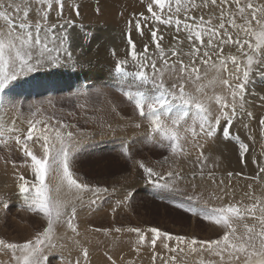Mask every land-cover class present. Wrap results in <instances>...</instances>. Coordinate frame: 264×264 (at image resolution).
Returning <instances> with one entry per match:
<instances>
[{
    "label": "rangeland",
    "instance_id": "obj_1",
    "mask_svg": "<svg viewBox=\"0 0 264 264\" xmlns=\"http://www.w3.org/2000/svg\"><path fill=\"white\" fill-rule=\"evenodd\" d=\"M49 1L0 0V264H264V166L244 176L215 160L204 171L217 149H189L229 124L232 149L221 151L239 162L264 129V0H238L222 21L249 37L233 54L219 31L228 58L182 29L200 37L216 21L189 0ZM232 100L250 110L249 128L223 117ZM109 108L119 118L100 115Z\"/></svg>",
    "mask_w": 264,
    "mask_h": 264
},
{
    "label": "bare ground",
    "instance_id": "obj_2",
    "mask_svg": "<svg viewBox=\"0 0 264 264\" xmlns=\"http://www.w3.org/2000/svg\"><path fill=\"white\" fill-rule=\"evenodd\" d=\"M51 1V0H50ZM49 1V2H50ZM107 1V0H106ZM109 1V0H108ZM111 1V0H110ZM123 1V0H122ZM128 1V0H127ZM156 1V0H155ZM159 1V0H158ZM102 2H103V0H102ZM114 2V1H113ZM132 2V1H131ZM142 2V1H141ZM161 2V1H160ZM189 2H191L193 5L192 6H194V7H190V8H192V9H189L191 12H196L197 14H198V16H200V14H203V15H210V14H213V16L216 18L215 20V24H213V26H210V30H208V31H206V30H204L203 31V33L200 35V37H199V35H198V32H199V30L198 29H195V31H196V36H194L193 35V33H192V31H191V28L187 25V23H185V24H183V25H180L181 27H182V29L184 30V31H186L187 32V34H188V36H190V37H193V38H195V40H196V42L197 41H199V42H204V41H206V46L208 47V49H210V50H212V52L211 53H217V57L219 58V57H221V58H228V57H231V55L230 56H225V54H227L226 52H218L217 50L220 48V43H219V41L221 40H219V35L222 33V32H224V33H226V34H228V35H232V42H233V46H232V50H233V54H235V53H237L239 50H241V49H245V48H247V46L249 45V37L248 36H246V32H244V31H242L241 30V28H236V24L234 25L235 27H233V23L231 22V20H230V22H229V20L227 21V25L226 26H223L222 27V21H224V20H226V17L228 16V13H230V11H231V9L232 8H236V7H238V6H236L237 5V3L239 4V1L238 0H189ZM117 3V2H116ZM129 3V2H128ZM137 4H139L140 3V1H139V3L138 2H136ZM143 3V2H142ZM146 3V2H145ZM150 3V2H149ZM158 3V2H157ZM82 4V3H81ZM126 4V3H125ZM133 4V3H132ZM148 4V3H147ZM83 5V4H82ZM87 5V4H86ZM104 5V4H103ZM110 5V4H109ZM122 5V4H121ZM124 5V4H123ZM145 5V4H144ZM152 5V4H151ZM157 5H159V4H157ZM156 5V6H157ZM164 5V4H163ZM169 5V4H168ZM174 5V4H173ZM108 6V5H107ZM130 6V5H129ZM133 6H134V4H133ZM153 6V5H152ZM160 6V5H159ZM118 7V6H117ZM116 7V8H117ZM125 7V6H124ZM135 7V6H134ZM41 8V7H40ZM86 8V7H85ZM109 8V7H108ZM123 8V7H122ZM135 8H137V7H135ZM141 8V7H140ZM164 8V7H163ZM166 8V7H165ZM103 9V8H102ZM107 9V8H106ZM111 10H112V7L110 8ZM114 9V8H113ZM121 9V8H120ZM129 9V8H128ZM148 9V8H147ZM154 9H156V7H154ZM157 9H158V6H157ZM162 9V8H161ZM179 9V8H178ZM104 10V9H103ZM115 10V9H114ZM113 10V11H114ZM119 10V9H118ZM130 10V9H129ZM132 10H133V8H132ZM131 10V11H132ZM134 10H136V9H134ZM133 10V11H134ZM160 10V9H159ZM179 10H181V9H179ZM239 10V9H238ZM121 11V10H120ZM158 11V10H157ZM81 12V11H80ZM92 12V11H91ZM118 12V11H117ZM124 12V11H123ZM126 12V11H125ZM135 12V11H134ZM154 12V11H153ZM185 12V11H184ZM183 12V13H184ZM200 12V13H199ZM96 13V12H95ZM137 13H138V11H137ZM154 13H156V12H154ZM164 13V12H163ZM168 13V12H167ZM171 13V12H170ZM190 13V12H189ZM82 14V13H81ZM86 14H88V13H86ZM93 14V13H92ZM102 14H105V13H102ZM106 14H109V13H106ZM118 14V13H117ZM116 14V15H117ZM160 14V13H159ZM192 14L193 13H191V16H192ZM91 15V14H90ZM89 15V16H90ZM100 15V14H99ZM144 15H145V13H144ZM155 15V14H154ZM167 15V14H166ZM98 16V15H97ZM103 16V15H102ZM102 16H100V17H102ZM107 16V15H106ZM105 16V17H106ZM153 16V15H152ZM194 16V15H193ZM195 16H197V15H195ZM81 17V16H80ZM95 17V16H94ZM111 17V16H110ZM150 17V16H149ZM155 16H153V18H154ZM186 17V16H185ZM189 17V16H188ZM230 17V16H229ZM73 18V17H72ZM155 18H158L157 16L155 17ZM154 18V19H155ZM165 18V17H164ZM169 18V17H168ZM175 18V17H174ZM192 18V17H191ZM198 18V17H197ZM1 19V18H0ZM81 19V18H80ZM103 19V18H102ZM106 19V18H105ZM173 19V18H172ZM188 19V18H187ZM204 19V18H203ZM74 20V19H73ZM72 20V21H73ZM117 20V19H116ZM181 20H182V18H181ZM75 21V20H74ZM150 21H152V20H150ZM160 19H159V23H160ZM173 21V20H172ZM198 21V20H197ZM204 21V20H203ZM259 20H257L256 22H257V25H259L260 24V22H258ZM108 22V21H107ZM110 22V21H109ZM199 22V21H198ZM205 22V21H204ZM256 22H255V24H254V26H256ZM111 23V22H110ZM154 23V22H153ZM156 23H158V22H156ZM162 23H163V21H162ZM196 23V22H195ZM180 24V23H179ZM199 24V23H198ZM74 25V24H73ZM82 25V24H81ZM151 25V24H150ZM197 25V24H196ZM200 25V24H199ZM198 25V26H199ZM202 25V24H201ZM146 26V25H145ZM176 26V25H175ZM179 26V25H178ZM77 27V26H76ZM169 27H171V26H169ZM74 29V28H73ZM165 29H166V27H165ZM41 30V29H40ZM79 30V29H78ZM171 29H169V31H170ZM80 31V30H79ZM78 31V32H79ZM219 31H221V33H219ZM179 32V31H178ZM176 33V32H175ZM174 33V34H175ZM77 34V33H76ZM104 34V33H103ZM248 34V33H247ZM78 36H79V34H77ZM96 35V34H95ZM115 35V34H114ZM208 35H212V38H209V37H207ZM94 36V35H93ZM104 36H106L105 34H104ZM104 36H101V38L102 37H104ZM112 36H113V33H112ZM123 36H124V34H123ZM167 36V35H166ZM169 36H171V35H169ZM76 37V36H75ZM108 37H109V35H108ZM114 38H115V36H113ZM117 37V36H116ZM155 37V36H154ZM68 38V37H67ZM105 38V37H104ZM96 39V38H95ZM106 39V38H105ZM111 39H113L112 37H111ZM118 39V38H117ZM68 40H70V39H68ZM102 40V39H101ZM104 40V39H103ZM110 40V39H109ZM189 40V39H188ZM219 40V41H218ZM71 41V40H70ZM82 41V40H81ZM106 41V40H105ZM104 41V43H106ZM108 41V40H107ZM122 41V40H121ZM170 41V40H169ZM66 42V41H65ZM114 42V41H113ZM226 42H228V41H226ZM93 43V42H92ZM109 42H107V44H108ZM170 43V42H169ZM72 44V43H71ZM113 44H115V43H113ZM117 44H119V41H118V43ZM224 44V43H223ZM120 45H123V44H120ZM125 45V44H124ZM123 45V46H124ZM134 45V44H133ZM133 45H131V46H124V47H117V49L119 48H124V49H128V50H130V51H132L133 50V52L134 51H136V53L138 52L134 47H132ZM167 45H168V43H167ZM232 45V44H231ZM65 46V45H64ZM69 46H70V44H69ZM82 46V45H81ZM115 46V45H114ZM170 46V45H169ZM223 46V45H222ZM224 46H226L225 44H224ZM223 46V47H224ZM61 47V46H60ZM65 47H68V46H65ZM72 46H70V48H71ZM196 47V46H195ZM69 48V49H70ZM108 48H109V46H108ZM226 48V47H225ZM229 48V47H228ZM61 49V48H60ZM79 49H81V48H79ZM113 49V48H112ZM116 49V50H117ZM208 49H206V50H208ZM263 49V48H262ZM65 50V49H64ZM74 50H75V48H74ZM105 50H108L107 49V47L105 48ZM195 50V52H193L194 54H197V53H199V51L200 50H196V49H194ZM228 50V49H227ZM264 50V49H263ZM61 51H63V50H61ZM69 51V50H68ZM81 51V50H80ZM103 51V50H102ZM119 51V50H118ZM221 51V50H220ZM67 52V51H66ZM65 52V53H66ZM78 52V51H77ZM120 52V51H119ZM132 52V53H133ZM47 53V52H46ZM80 53V52H79ZM102 53V52H101ZM116 53H117V51H116ZM121 53V52H120ZM119 53V55H121V56H123L124 57V55L123 54H120ZM205 53V52H204ZM211 53H209V54H207L205 57H207L208 59H207V62H212L213 60H217L218 58L216 57V58H213V56L214 55H211ZM263 53V52H262ZM73 55V54H72ZM130 55V54H129ZM140 55V54H139ZM146 55V54H145ZM144 55V56H145ZM151 55V54H150ZM174 55H176V56H178V57H182V55L180 54V53H175ZM70 56V55H69ZM69 56H68V58H69ZM131 56V55H130ZM149 56V55H148ZM184 56H185V54H184ZM235 56V55H234ZM73 57V56H72ZM74 57H75V55H74ZM74 57H73V59H74ZM106 57V56H105ZM127 57V59L128 58H131V57H129L128 55L126 56ZM51 58V57H50ZM61 58V57H60ZM164 58V57H163ZM261 58H262V56H261ZM62 59V58H61ZM70 59V58H69ZM68 59V60H69ZM88 59V58H87ZM108 59V58H107ZM51 60V59H50ZM63 60V59H62ZM89 60V59H88ZM103 60V59H102ZM101 60V61H102ZM105 60V59H104ZM163 60V59H162ZM219 60V59H218ZM263 61H264V58L262 59ZM182 64L181 65H184L185 66V64H184V60H179ZM195 60H193V62L191 63V65H192V67L194 68V69H198V65H199V63H197V62H194ZM230 61H232V60H230ZM235 61V60H234ZM66 62H67V60H66ZM104 62V61H103ZM112 62V61H111ZM110 62V63H111ZM166 62V61H165ZM55 63V62H54ZM57 63V62H56ZM55 63V64H56ZM78 63V62H77ZM228 63V62H227ZM169 64V63H168ZM187 64H189V61L187 62ZM211 64V63H210ZM58 65V64H57ZM101 65H103L104 67L106 66V65H108V64H106V62L104 63V64H101ZM112 65H114V63L112 64ZM156 65H158V64H156ZM160 66H161V64H160ZM159 66V67H160ZM177 66V65H176ZM179 66V65H178ZM232 66V65H231ZM264 66V65H263ZM117 67V66H116ZM155 67V66H154ZM156 67H158V66H156ZM169 67V66H168ZM173 67V66H172ZM183 67V66H182ZM203 67V66H202ZM161 68H162V66H161ZM160 68V69H161ZM164 68V67H163ZM171 69H173V68H171L170 67V72H171ZM200 69V68H199ZM162 70V69H161ZM183 70H184V68H183ZM206 70V69H205ZM204 70V71H205ZM237 70V69H236ZM239 70V69H238ZM264 70V69H263ZM159 71V70H158ZM169 71V70H168ZM176 71V70H175ZM98 70L96 69V71H95V73H94V76H95V78H94V80H96L97 78H98ZM182 72H184V71H182ZM157 73H159V72H157ZM173 73V72H172ZM185 73V72H184ZM183 73V74H184ZM230 73V72H229ZM91 74H92V72H91ZM169 74V73H168ZM241 74V73H240ZM243 74V73H242ZM176 75H178V74H176ZM185 75V74H184ZM92 77H93V75H91ZM158 76V75H157ZM166 76H167V74H166ZM171 76H174V75H171ZM170 75L168 76V77H171ZM182 76V75H181ZM180 76V77H181ZM224 76V75H223ZM233 76V75H232ZM240 76V75H239ZM254 76V75H253ZM263 76V75H262ZM159 77H161V76H159ZM163 77V76H162ZM189 77V76H188ZM190 77H191V75H190ZM236 77V76H235ZM184 77L182 76V79H183ZM254 78V77H253ZM164 79V78H163ZM179 79V78H178ZM181 79V81H182V83H183V80ZM185 79V78H184ZM234 79V78H233ZM237 79V78H236ZM260 79H261V77H260ZM207 80V79H206ZM259 80V78L257 79V82L259 83V85H261L260 87H261V90H264V82H260V81H258ZM185 81V80H184ZM208 81H209V83L211 82L210 81V79H208ZM252 81V80H251ZM207 82V81H206ZM231 82V81H230ZM230 82H228V83H230ZM233 82V81H232ZM237 82V81H236ZM235 82V84H237ZM238 82H240V81H238ZM245 82V81H244ZM208 83V84H209ZM219 83V82H218ZM250 83V82H249ZM252 83V82H251ZM254 83V82H253ZM256 83V82H255ZM180 84H181V82H180ZM184 84V83H183ZM235 84L232 86V85H230L231 87H232V90H233V94H231V98L232 99H234L235 98V100H236V96H238L239 95V93H240V86H239V84H237L238 86H235ZM241 84V83H240ZM242 84H244V83H242ZM205 85V84H204ZM207 85V84H206ZM181 86H183L182 84H181ZM199 86V85H198ZM203 86V85H202ZM229 86V87H230ZM250 86V85H249ZM252 86V85H251ZM257 86V85H256ZM256 86H254L255 88H257ZM180 87V86H179ZM197 87V86H196ZM204 87V86H203ZM218 87H220V86H218ZM217 87V88H218ZM195 88V87H194ZM199 88V87H198ZM207 88H208V86H207ZM207 88L205 87V89L207 90ZM225 88V87H224ZM244 88H245V86H244ZM251 88H253V86L251 87ZM183 89H184V86H183ZM182 89V90H183ZM189 89H190V87H189ZM201 89V88H200ZM199 89V90H200ZM229 89V88H228ZM259 89V88H258ZM209 90H210V88H209ZM214 90H215V88H214ZM214 90H213V92H214ZM223 90V89H222ZM244 90V89H243ZM260 90V91H261ZM255 91V90H254ZM187 92V91H186ZM217 92V91H216ZM232 92V91H231ZM243 92V91H242ZM188 93V92H187ZM247 93V92H246ZM258 93V92H257ZM244 94V93H243ZM255 94V93H254ZM261 94H264V92L263 91H261ZM184 95H185V93H184ZM183 95V96H184ZM253 95V93H251V92H248L246 95H245V97H250V96H252ZM258 95V94H257ZM257 95H255V96H257ZM181 96V95H180ZM211 96V95H210ZM254 96V97H255ZM219 97V96H218ZM228 97H229V95H228ZM239 97V96H238ZM258 97V96H257ZM201 99H203V98H201ZM224 100V99H223ZM230 100V99H229ZM228 100V101H229ZM240 101L242 100L243 101V99H239ZM248 100V99H247ZM250 100H252V99H250ZM212 101V100H211ZM231 101V100H230ZM254 101V100H253ZM246 101L244 100V103H245ZM255 102V101H254ZM257 102V101H256ZM227 103V102H226ZM168 104V103H167ZM237 104H239V101H238V103L236 102V101H233L232 100V102L229 104V105H227V106H224V108H223V111H224V115H223V117H227V116H231L232 118L233 117H235V115L237 114V116L239 117V119H240V123H243V122H241V120H243V118L245 119V117L247 116L248 117V115L246 114L247 113V111L249 110H247L246 112L244 111V110H242V109H240V107L237 105ZM241 104V103H240ZM247 105H248V103H246ZM255 104V103H254ZM168 105H170V104H168ZM210 105V104H209ZM247 105H245V106H247ZM264 105V104H263ZM171 106H172V104H171ZM202 106V105H201ZM244 106V107H245ZM250 107H251V105H249ZM111 107V106H110ZM257 107V106H256ZM263 106L261 105V108H262ZM220 108V107H219ZM218 108V109H219ZM242 108V107H241ZM246 108H248V106L246 107ZM258 108V107H257ZM260 108V107H259ZM252 109V108H251ZM254 109H255V107H254ZM263 109V108H262ZM208 111L210 110V109H207ZM250 111V110H249ZM262 111V110H261ZM102 112V111H101ZM106 114L105 115H107V116H105L104 115V113H100V115H102V116H104V117H106V119H107V117H109L108 115H111V116H114L115 118L116 117H118V115L113 111V114L110 112V108H109V112L106 110ZM211 111H209L208 112V114L210 113ZM252 112H253V110H252ZM98 113V112H97ZM96 113V114H97ZM251 113V112H250ZM95 114V115H96ZM253 114V113H252ZM258 114V113H257ZM260 114V113H259ZM191 115V114H190ZM251 115V114H250ZM255 115V114H254ZM262 115H264V114H262ZM261 115V116H262ZM99 116V115H98ZM201 116V115H200ZM252 116V115H251ZM258 116H260V115H258ZM257 116V117H258ZM264 117V116H263ZM110 118V117H109ZM109 118H108V120H109ZM112 118V117H111ZM119 118V117H118ZM249 118V117H248ZM252 118V117H251ZM253 118H255V117H253ZM7 119V118H6ZM9 119V118H8ZM114 119V118H113ZM112 119V120H113ZM191 119V118H190ZM190 119H189V117H188V120L190 121ZM258 119H260V118H258ZM258 119H255V120H257L258 121ZM107 120V121H108ZM112 120H109V121H112ZM232 120V119H231ZM246 120V119H245ZM7 121V120H6ZM108 121V122H109ZM114 121H115V119H114ZM113 121V122H114ZM188 121V122H189ZM197 121V120H196ZM195 121V122H196ZM238 121V120H237ZM249 121V120H248ZM248 121H246V123L248 122ZM251 121V120H250ZM252 121H254V120H252ZM256 121V122H257ZM259 121H261V120H259ZM3 122H4V119H3ZM188 122H185V127H186V124L188 123ZM194 122V123H195ZM209 122V121H208ZM226 122V121H225ZM230 122H232V121H230ZM229 122V123H230ZM245 122V121H244ZM256 122H255V124H256ZM112 123V122H111ZM110 123V124H111ZM192 123V122H191ZM202 123V122H201ZM219 123V120L218 121H215V124H218ZM250 123V122H249ZM9 124H10V122H9ZM114 124V123H113ZM183 124V123H182ZM189 124V123H188ZM223 124V123H222ZM231 124V123H230ZM235 124H236V122H235ZM238 124V123H237ZM236 124V125H237ZM244 124V123H243ZM243 124H242V126H243ZM204 125V124H203ZM245 125V124H244ZM250 125H252V123H250ZM111 126H112V124H111ZM210 126H215V125H209L208 127H206L205 129H207V131H208V129L210 128ZM218 126V125H217ZM217 126H215V128L217 129V130H219V134L221 135V137L219 138V137H217L216 135H217V132L215 133V135H212L211 133L209 134V133H207L208 135V139L207 140H200V142L198 143L197 142V144H196V142L192 145V148H189V149H217V150H214V152H215V155L214 156H208L207 157V155L208 154H206L205 153V155H206V157L204 156V158H203V163H202V167H204V171H206L208 168H210L211 166L210 165H212L214 162H215V160L216 161H221V163H220V168L222 169V168H224V167H233V169H239V171H240V174H243L244 176L248 173V172H255V171H257L258 169H259V167H262V166H264V129H259V130H261V131H256L254 134H253V139H249L248 138V140L249 141H252L253 142V144H251L252 145V147H245V149H250L249 150V157L247 158V157H245V159H244V155H243V157L241 156V159L239 160V162H236L235 160H233L234 158H233V156L234 155H232V157H231V155L229 156L228 155V153H227V150H225L224 152H222L221 151V149H232L231 147H232V144H233V142H234V140H233V137L230 135L231 133H230V130H231V126L228 124V125H224L222 128H221V130H220V128H217ZM235 126V125H234ZM238 126V125H237ZM241 126V127H242ZM245 126H248V125H245ZM259 126V125H258ZM184 127V126H183ZM202 127V128H201ZM200 127V129L203 131V130H205L204 128H203V126H201ZM241 127H239V129H241ZM257 127V126H256ZM260 127V126H259ZM258 127V128H259ZM263 127H264V124H263ZM3 128V127H2ZM18 128V127H17ZM235 128H236V126H235ZM248 128H249V126H248ZM254 128H255V126H254ZM257 128V129H258ZM8 129H10V128H8ZM7 129V130H8ZM183 129V128H182ZM185 129H187V127L185 128ZM215 129V130H216ZM237 129V128H236ZM245 129V128H244ZM252 128H251V126H250V130H251ZM165 130H166V128H165ZM164 130V131H165ZM256 130V129H255ZM10 131V130H9ZM206 131V130H205ZM206 131V132H207ZM211 131V130H210ZM232 131V130H231ZM237 131V130H236ZM248 132H250L249 130H247ZM25 132V131H24ZM162 132V131H161ZM178 132H182V131H178ZM184 132V131H183ZM239 132H240V130H239ZM242 132L244 133L245 131L243 130V131H241V134H242ZM196 133V132H195ZM237 133V132H236ZM236 133H234V134H236ZM2 134V133H1ZM6 134V133H5ZM12 134V133H11ZM180 134V133H179ZM184 134V133H183ZM183 134H181V135H183ZM186 134V133H185ZM184 134V135H185ZM238 134V133H237ZM247 135H248V133H246ZM250 134H251V132H250ZM250 134L248 135V137L250 136ZM183 135V136H184ZM199 135V134H198ZM198 135L196 136V137H198ZM244 135V134H243ZM256 135V136H255ZM182 136V137H183ZM188 136V135H187ZM205 136H206V134H205ZM232 138H231V137ZM252 136V135H251ZM1 137V136H0ZM178 137H179V135H178ZM181 137V138H182ZM2 138V137H1ZM201 138V137H200ZM199 138V139H200ZM240 138V137H239ZM242 138H243V136H242ZM183 139V138H182ZM187 139V138H186ZM185 139V140H186ZM203 139V138H202ZM205 139V138H204ZM210 139V140H209ZM182 141V140H181ZM197 141H199L198 139H197ZM239 141H242V142H244V141H246L245 140V138L244 139H241V140H239ZM238 141V142H239ZM193 142V141H192ZM247 143H248V141H247ZM236 144V143H235ZM246 145H248V144H246ZM218 149H220V150H218ZM258 150V153L262 156V157H259V156H255V157H252V155L254 154V152L255 151H257ZM203 151V150H202ZM201 151V152H202ZM232 151V150H231ZM205 152V151H204ZM206 152H207V150H206ZM246 153V152H245ZM204 154V153H203ZM229 154H230V152H229ZM236 154V153H235ZM258 155V154H257ZM199 157V156H198ZM183 161V160H182ZM237 163V164H236ZM236 165V166H235ZM199 166H200V164H199ZM193 168H192V171H194V172H197L199 169H198V166L197 165H193L192 166ZM263 168V167H262ZM40 170V169H39ZM38 171V170H37ZM36 173V172H35ZM228 173V172H227ZM253 174V173H252ZM252 174H249L248 176L249 177H251L250 175H252ZM225 178V177H224ZM227 178V177H226ZM228 181V180H227ZM231 181V180H230ZM248 186V185H247ZM250 187V186H249ZM250 189V188H249ZM23 191V190H22ZM28 200V199H27ZM26 201V200H25ZM30 201V200H29ZM26 203H28V202H26ZM86 216V215H85ZM89 219V218H88Z\"/></svg>",
    "mask_w": 264,
    "mask_h": 264
},
{
    "label": "built area",
    "instance_id": "obj_3",
    "mask_svg": "<svg viewBox=\"0 0 264 264\" xmlns=\"http://www.w3.org/2000/svg\"><path fill=\"white\" fill-rule=\"evenodd\" d=\"M89 90V88H82V87H80L79 86V88H76L75 89V91L77 92V93H85L86 91H88Z\"/></svg>",
    "mask_w": 264,
    "mask_h": 264
}]
</instances>
